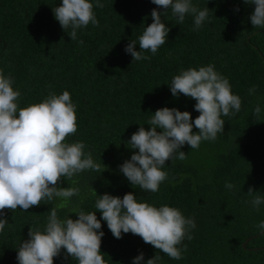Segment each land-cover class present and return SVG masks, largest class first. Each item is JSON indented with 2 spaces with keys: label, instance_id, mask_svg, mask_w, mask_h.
Returning a JSON list of instances; mask_svg holds the SVG:
<instances>
[{
  "label": "trees",
  "instance_id": "1",
  "mask_svg": "<svg viewBox=\"0 0 264 264\" xmlns=\"http://www.w3.org/2000/svg\"><path fill=\"white\" fill-rule=\"evenodd\" d=\"M61 3L0 0V69L13 77L14 89L22 93L21 108L67 90L76 105L78 130L65 142H83L101 168L62 178L58 186L79 187L78 196L42 201L27 211L5 209L9 224L0 233V264H19L18 249L29 239L30 228L43 231L53 206L60 219L75 220L76 212L96 211L98 195L123 198L129 192L138 202L175 207L194 218L193 239L183 241L187 251L174 260L137 235L115 238L97 210L106 264H132L141 253L143 264L156 254L161 256L157 264H264V231L256 227L264 221V203L257 210L247 195L249 188L264 195V29L251 24L255 5L244 0H192L201 10L209 8V20L196 31L193 15L187 14L180 25L169 9L162 16L170 28L167 43L154 56L144 53L151 59L133 62L125 48L133 39L140 50L139 36L158 7L151 0H101L104 7H94L99 27L89 24L77 30L74 41L55 19L53 8ZM209 64L241 97V110L222 117L224 133L216 140L202 141L198 149L184 145L185 160L167 161L163 170L169 179L158 192L132 186L120 170L138 152L128 147L132 134L141 125L151 130L148 121L163 107L190 112L194 123L200 115L196 101L183 94L173 96L169 85L182 70ZM254 86L255 93L249 94ZM256 106L261 108L259 118ZM226 183L234 187L228 189ZM54 264L78 261L62 250Z\"/></svg>",
  "mask_w": 264,
  "mask_h": 264
},
{
  "label": "clouds",
  "instance_id": "2",
  "mask_svg": "<svg viewBox=\"0 0 264 264\" xmlns=\"http://www.w3.org/2000/svg\"><path fill=\"white\" fill-rule=\"evenodd\" d=\"M151 2L158 7L151 12L153 22L139 36L140 50H136L137 41L133 39L125 48L133 62L151 59L144 53L150 51L154 56L167 43L170 28L162 21V16H166L169 9L180 25L187 14L193 15L194 31L209 20V8L201 10L193 5L192 0ZM244 3L255 5L250 16L253 27L264 29V0H244ZM94 7L103 8L104 4L101 0H95V5L92 0H62L60 6L53 8V13L74 41L77 30L87 28L89 24L99 27ZM159 8L165 11L161 13ZM79 43L83 44V41ZM13 84V77L10 74L6 76L0 69V217H4L0 218V233L9 224L5 209L27 211L42 201L78 196L79 187L58 186L62 178L71 179L85 170L100 171L101 168L93 160L91 152H85L83 142H65L66 137L78 130L76 105L67 90L60 95L51 93L42 102L21 108L18 100L22 93L14 89ZM169 86L173 96L183 94L194 99L195 110L200 115L193 123L190 112L163 107L148 121L151 130L141 125L132 134L127 144L138 152L125 161L120 170L132 186L149 192H158L160 185L169 179L163 170L167 161L187 158V154L181 151L184 145L198 149L202 141L216 140L218 134L224 133L225 120L222 117L234 116L241 110V97L233 94L229 80L212 64L198 70H182L173 77ZM255 91L254 86L249 89V94ZM260 113L261 108L256 106L255 116L259 118ZM193 127L199 131L194 133ZM225 187L232 189L234 185L226 183ZM247 195L252 197L251 204L259 210L264 203V195L253 188H249ZM98 196L96 211L102 213V220L115 238L121 239L123 234L131 233L141 237L159 253L174 260L183 258L182 253L187 251L183 241L193 239L194 218L185 217L175 207H156L138 202L132 192L123 198L108 193ZM96 211L86 213L81 210L76 212L78 219L62 220L53 206L43 231L30 228L29 239L24 240L18 249L19 264H54V258L62 250H66L67 256L78 264H106L101 252L104 232ZM256 227L264 231V221ZM160 259L161 256L156 254L146 264H157ZM143 262L144 254L141 253L132 264Z\"/></svg>",
  "mask_w": 264,
  "mask_h": 264
},
{
  "label": "water",
  "instance_id": "3",
  "mask_svg": "<svg viewBox=\"0 0 264 264\" xmlns=\"http://www.w3.org/2000/svg\"><path fill=\"white\" fill-rule=\"evenodd\" d=\"M246 245V243L244 244V246Z\"/></svg>",
  "mask_w": 264,
  "mask_h": 264
}]
</instances>
